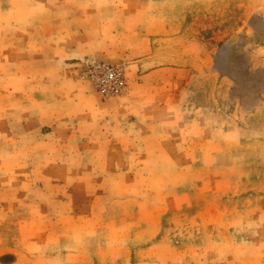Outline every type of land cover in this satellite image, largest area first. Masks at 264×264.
Masks as SVG:
<instances>
[{
  "label": "rangeland",
  "instance_id": "374dc122",
  "mask_svg": "<svg viewBox=\"0 0 264 264\" xmlns=\"http://www.w3.org/2000/svg\"><path fill=\"white\" fill-rule=\"evenodd\" d=\"M8 11L0 264H264V0H0ZM85 62L122 65L128 92L102 97ZM143 111L160 115L133 127ZM173 121L187 127L167 145Z\"/></svg>",
  "mask_w": 264,
  "mask_h": 264
},
{
  "label": "crops",
  "instance_id": "0c3cea01",
  "mask_svg": "<svg viewBox=\"0 0 264 264\" xmlns=\"http://www.w3.org/2000/svg\"><path fill=\"white\" fill-rule=\"evenodd\" d=\"M10 14L11 13H9V11H8L7 13L1 14V16H0V23H5V26L7 28L5 30H0V37H1V39L3 38V41L0 42V62L3 61V63L0 64V65L1 66L2 65L6 66V72H5V74H6V78L8 79V81L9 80L10 81L11 80L14 81L15 74H14V69H13V63H14L13 57L15 55V49H14V46L12 45L11 41L13 40V38L15 36V33L13 32V30H9V28L11 26V23H10V19H11L10 18ZM117 19L119 21H122V22H123V20L127 21L126 18L124 16H122V15L118 16ZM132 19L133 18H131V20ZM128 21H130V20H128ZM137 21L140 22L141 21V18L140 19H137ZM148 35L149 34H143V35L139 34V35H137V39L140 40V41L148 40L150 38V36H148ZM4 58L6 59L5 62H4ZM3 74H4V72H3ZM5 74H4V76H5ZM12 86H13V84H12ZM169 101H171L170 98H169ZM128 102H130V100ZM153 114L160 115V113H155V112L154 113L153 112L152 113L151 112L148 113V111L147 112L143 111L140 114H133L134 115V121H133L134 123L132 124V126L133 127H136V126L138 127V125H141L142 122L145 121L144 119H153L154 118L152 116ZM159 117L160 116H158V117L155 116V118H157V119ZM161 117H163V116H161ZM166 118L167 119H170V120L171 119H175V114L174 113H172V114L169 113V114L166 115ZM183 122H185V117H183ZM180 126L181 125H177V123L173 121L172 124H171L172 130H169L170 129L169 128L167 130V132H170V133H167L165 135V137L161 139V141L164 144H167V145H169V144L170 145H178V143L181 142L179 134L181 132H185V127H187V125L182 126V128ZM151 127L152 126H148V128H151ZM148 128L146 127L147 130H148ZM138 133L139 132H137V134ZM129 134H131V133H129ZM141 134L144 135L142 132H141ZM161 141L158 140L157 143L158 144H161L162 143ZM136 142H137V140H136ZM179 148H180V146H179ZM174 211L175 210L170 211V215ZM211 261H213V264H218L221 260H219L218 258H214Z\"/></svg>",
  "mask_w": 264,
  "mask_h": 264
},
{
  "label": "built area",
  "instance_id": "2783aa9c",
  "mask_svg": "<svg viewBox=\"0 0 264 264\" xmlns=\"http://www.w3.org/2000/svg\"><path fill=\"white\" fill-rule=\"evenodd\" d=\"M77 74L89 80L104 98L121 97L128 92L130 79L124 67L110 62H85Z\"/></svg>",
  "mask_w": 264,
  "mask_h": 264
}]
</instances>
